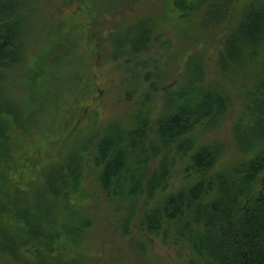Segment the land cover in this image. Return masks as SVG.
Listing matches in <instances>:
<instances>
[{
  "label": "trees",
  "instance_id": "trees-1",
  "mask_svg": "<svg viewBox=\"0 0 264 264\" xmlns=\"http://www.w3.org/2000/svg\"><path fill=\"white\" fill-rule=\"evenodd\" d=\"M173 2L180 12H186L184 16L197 12L202 4ZM232 3L224 0L216 5L219 8L210 6L201 24L221 27ZM239 14L241 18L228 29L215 60L218 78L208 77L204 54H190L179 77L165 86L162 108L153 118L146 98L152 99L157 80L164 84L169 71H131L133 81L143 80L148 87L138 90L134 82L125 99L145 97L142 108L134 110L129 120L110 122L98 138L87 134L84 143L69 149L66 168L55 172L59 176L45 175L46 189L62 197L70 185L72 190L77 188L91 161L99 169L101 189L125 209L121 226L126 233L138 214L142 232L189 249L186 264H264V1L246 4ZM39 15L23 10L19 0H0V156L12 139L9 117L20 115L8 87L22 78L26 39L37 32ZM149 42L145 25L129 26L114 33L113 55H137L150 48ZM227 83L240 87L243 109L229 127L238 158L221 164L225 143L218 136L206 135L230 120ZM180 161H184L187 182L175 187L171 177ZM16 215L28 232L35 233L42 224L36 216L30 221L25 214ZM8 225L0 222L3 228L9 229ZM85 226L86 220L77 219L74 232L83 233ZM0 234L8 241L19 240L17 234L4 229ZM54 234L59 233L54 230ZM8 256L20 254L0 245V258Z\"/></svg>",
  "mask_w": 264,
  "mask_h": 264
},
{
  "label": "rangeland",
  "instance_id": "rangeland-1",
  "mask_svg": "<svg viewBox=\"0 0 264 264\" xmlns=\"http://www.w3.org/2000/svg\"><path fill=\"white\" fill-rule=\"evenodd\" d=\"M19 1L23 10H35L40 18L35 22L37 32L26 39L22 78L8 87L20 115L18 119L9 117L12 139L0 156V222L9 223V229L0 228L17 234L19 241L4 246L19 249L31 264H186L189 249L142 232L138 214L125 232L121 226L125 209L101 189L99 169L91 161L84 167L78 187L72 190L70 185L62 197L46 189L45 175L57 174L59 167L64 170L68 150L84 143L87 134L98 138L110 122L129 120L134 110L142 108L145 97L125 99L134 82L138 90L148 87L143 80L133 81L134 72L169 71L164 84L157 80L152 99L146 98L153 118L162 108L165 86L179 77L190 54H204L208 77L218 78L215 60L228 29L241 18L239 13L246 4L260 0H233L217 28L201 22L210 6L219 8L216 5L224 0L215 5L212 0H187L202 4L186 16L173 0ZM137 24L149 29L150 48L129 57L114 56V33ZM235 85H226L231 95L230 120L206 135L218 136L225 143L221 164L239 155L229 131L243 109L242 93ZM183 166L184 161L176 165L171 185L187 182ZM67 180L70 182L68 176ZM16 213L25 214L30 221L36 216L42 224L37 222L40 226L35 233L28 232L15 219ZM77 219L86 220L84 232L78 235Z\"/></svg>",
  "mask_w": 264,
  "mask_h": 264
},
{
  "label": "flooded vegetation",
  "instance_id": "flooded-vegetation-1",
  "mask_svg": "<svg viewBox=\"0 0 264 264\" xmlns=\"http://www.w3.org/2000/svg\"><path fill=\"white\" fill-rule=\"evenodd\" d=\"M17 214V213H16ZM18 214H21V213H18ZM17 221H18V217H17V215H16V218H15ZM1 229V228H0ZM11 238H12V236H11ZM12 239H15V238H12ZM6 241V242H5ZM19 240H14V241H8L6 238L4 239V237L0 234V245H4V243H7V242H9V243H14L15 244V242H18ZM5 247V246H4ZM7 247V246H6ZM9 247V246H8ZM10 249H13V250H16L17 248H15V247H11ZM21 249V248H20ZM18 253L20 254V256H16V257H14V256H8V257H6V258H4V259H1L0 258V262H2V261H5V263H9V264H27V262H28V259L26 258V257H22L21 255H22V253H21V251L18 249Z\"/></svg>",
  "mask_w": 264,
  "mask_h": 264
}]
</instances>
